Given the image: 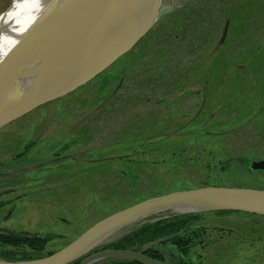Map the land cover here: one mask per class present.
Returning a JSON list of instances; mask_svg holds the SVG:
<instances>
[{
    "label": "rangeland",
    "instance_id": "374dc122",
    "mask_svg": "<svg viewBox=\"0 0 264 264\" xmlns=\"http://www.w3.org/2000/svg\"><path fill=\"white\" fill-rule=\"evenodd\" d=\"M217 1L221 8L203 14L193 43L199 50L185 63L170 55V66L181 70L168 73L165 88L150 99L132 90L137 81L121 88L145 67L149 56L139 43L160 19L134 47L138 58L118 59L98 81L0 128V229L55 234L47 251L56 252L103 218L153 196L205 186L264 189V170L253 167L264 158V0ZM11 2L0 0V14ZM181 4L162 0L159 9ZM186 18L190 27L193 19ZM218 211L196 212L206 231L190 257L264 264V214ZM174 214L182 213L142 215L79 258L155 216ZM166 261L177 264L168 254Z\"/></svg>",
    "mask_w": 264,
    "mask_h": 264
},
{
    "label": "water",
    "instance_id": "95a60500",
    "mask_svg": "<svg viewBox=\"0 0 264 264\" xmlns=\"http://www.w3.org/2000/svg\"><path fill=\"white\" fill-rule=\"evenodd\" d=\"M13 1L14 0H12L9 7L12 5ZM145 1L146 0H102L100 4L99 2L97 5L94 4L95 7L93 6V8L90 10L92 13L89 12V16L84 20V25L87 23H92L93 21L94 24L91 26L88 32H85L83 39L76 43V45L73 47L71 54H69V56L65 59L62 69L59 71L56 77L46 85L40 84L35 86L23 98L13 101L6 100L0 102V128L13 120L20 118L28 112L42 106L43 104L68 95L80 87L86 85L92 79L110 68L122 56L129 53L152 27L155 21L161 19L176 9V7L173 9H162L146 29L139 33L137 32L129 35H121V37L117 38V48L113 52L109 53L104 59L96 62L98 51L104 40L110 35V33L112 34L115 30L118 31V29H120L128 20H130ZM183 1L186 0H180V2ZM7 9L5 11H7ZM30 53L33 54L35 52L27 49L24 53L18 54L13 50L12 52H9L0 62V93L6 86L8 75L10 76L12 73L11 71L14 72V65L28 59L27 57ZM39 54L45 55L46 52H39ZM4 60L9 63H2L5 62ZM253 167L264 168V160L254 162ZM216 195H228L238 198L242 201H246L261 210V212L257 213L264 214V202L258 198V196H264V189L228 186H205L196 189L173 191L167 194L147 198L110 214L83 232L79 237L71 241L65 247L46 257L31 261L19 262H8L0 259V264H70L82 256L81 254L87 250L93 242L105 234L134 221L142 215L150 212H158L157 210L160 211L162 208H165L172 203L180 202L188 198ZM233 209L235 208L221 210ZM178 213L184 214L188 212ZM158 242L159 241L153 242L151 245H149V247L157 244ZM107 252L135 253L143 255L146 258L154 259L141 252H135L131 250L105 249L87 255L79 264H86L91 259ZM109 256L132 258L144 262L143 260L136 257L123 254H111L106 257ZM158 262L162 263L160 261Z\"/></svg>",
    "mask_w": 264,
    "mask_h": 264
},
{
    "label": "bare ground",
    "instance_id": "6f19581e",
    "mask_svg": "<svg viewBox=\"0 0 264 264\" xmlns=\"http://www.w3.org/2000/svg\"><path fill=\"white\" fill-rule=\"evenodd\" d=\"M98 2L100 4L102 0H14L7 11L0 14V62L13 50L18 54L24 53L27 49L35 52L30 53L28 59L13 64L14 67L11 65L14 72L11 71L10 76L8 75L6 86L0 93V102L23 98L35 86L46 85L56 77L73 47L94 24L93 21L84 25V20L89 16V12L92 13L90 10ZM161 3L162 0H146L130 20L104 40L96 62L117 48V38L121 35L139 33L146 29L161 11L159 9ZM43 51L46 52L45 55L39 54ZM258 198L264 202V196ZM229 208L243 209L250 213L261 212L258 207L228 195L188 198L172 203L162 210L204 212ZM103 237L93 242L90 247L99 243ZM111 254L136 257L148 264H162L135 253L107 252L92 260ZM89 263L91 262L86 264Z\"/></svg>",
    "mask_w": 264,
    "mask_h": 264
},
{
    "label": "trees",
    "instance_id": "16d2710c",
    "mask_svg": "<svg viewBox=\"0 0 264 264\" xmlns=\"http://www.w3.org/2000/svg\"><path fill=\"white\" fill-rule=\"evenodd\" d=\"M192 1L182 2L178 9L162 17L140 41L139 44H143L142 51L148 52L149 58L145 62V67H141L143 68L141 71H132L133 80L125 82L121 90L129 88L131 82L137 81L136 89L132 90L137 91L138 96H147L146 99H150L157 94L159 88H165L163 83L166 82L168 73L173 69L181 70L179 68L182 65L170 66L169 62L172 61L170 55L176 56L179 62L184 61L185 63L187 59L184 57L188 56V53H192L194 56L195 51L199 50V47L195 48L193 43L195 39L199 41L200 26L205 19L203 14L216 12L221 6L215 2L217 0H207L206 4L202 0ZM195 2L199 3L194 5ZM186 14L193 19L190 27L186 21ZM186 33L191 36L188 37ZM134 50L135 48L121 58L128 56L138 58V53L133 54ZM104 75L105 72L98 75L94 80L98 81ZM25 154L26 152H23L19 156L22 157ZM229 211L221 210L217 213ZM201 217L200 213L155 216L153 220L146 221L120 238L94 248L87 255L105 249L131 250L141 252L164 264H173L166 261V254L176 260L177 264H202L200 260H194L190 257L191 248L197 244L196 238L201 237L206 231L205 225L199 223ZM56 237L55 234L0 229V259L8 262H19L46 257L54 253L48 252L47 247ZM156 241L159 242L149 247ZM81 261L82 258H78L70 264H79ZM98 264L146 263L126 257H109Z\"/></svg>",
    "mask_w": 264,
    "mask_h": 264
},
{
    "label": "flooded vegetation",
    "instance_id": "af4514ba",
    "mask_svg": "<svg viewBox=\"0 0 264 264\" xmlns=\"http://www.w3.org/2000/svg\"><path fill=\"white\" fill-rule=\"evenodd\" d=\"M261 160H264V158H261V159H259V160H257V161H261ZM254 162H256V161H254ZM257 170H264V168H257ZM83 260V259H82Z\"/></svg>",
    "mask_w": 264,
    "mask_h": 264
}]
</instances>
